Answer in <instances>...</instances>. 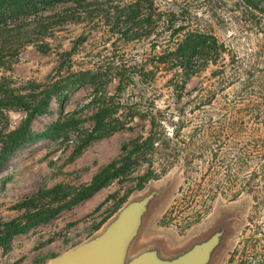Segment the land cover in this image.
<instances>
[{"label": "trees", "instance_id": "1", "mask_svg": "<svg viewBox=\"0 0 264 264\" xmlns=\"http://www.w3.org/2000/svg\"><path fill=\"white\" fill-rule=\"evenodd\" d=\"M54 4H69V18H83L91 26L75 48L62 55L64 61L71 60L93 32L105 29L124 46L149 42L153 65L181 74L179 100L189 80L201 77L209 67L214 71L195 88V102L176 109L178 115L155 105L142 114L149 131L124 143L119 158L101 168L90 184L77 190L66 185L39 189L20 202L16 210L38 220L24 225L0 220V248L49 214L53 217L91 199L117 177L132 178L142 191L182 165L185 186L165 218L183 221L188 230L201 223L218 201L248 196L252 211L230 264H264V0H0V61L18 53L30 37L57 28L60 16L45 15L41 9ZM202 16L232 27L230 40L221 41L201 29L197 22ZM54 93L53 88L44 89L33 106L26 96L0 84V107L13 100L27 113L17 130L0 132V169L22 147L48 138V133L34 134L31 128L38 116L48 112ZM103 98L97 91L89 103L96 107L91 119L98 136L119 112ZM188 113L195 116V125L184 120ZM132 172L137 175L132 177ZM54 204L59 207L52 209Z\"/></svg>", "mask_w": 264, "mask_h": 264}, {"label": "rangeland", "instance_id": "2", "mask_svg": "<svg viewBox=\"0 0 264 264\" xmlns=\"http://www.w3.org/2000/svg\"><path fill=\"white\" fill-rule=\"evenodd\" d=\"M68 7L69 4L41 6L45 15L60 16L57 28L44 36L30 37L18 53L7 54L0 61V84L16 95L26 96L30 105H35L44 89L55 91L48 112L38 116L31 128L34 134L48 133V138L22 147L0 169V220L5 222L16 220L24 225L38 220L27 218L16 206L39 189L66 185L77 190L90 184L101 168L119 158L124 143L149 131L142 114L155 105L178 115L176 109L194 103L195 88L214 71L209 67L201 77L189 80L179 100L177 81L181 74L166 71L163 66L156 68L149 42L124 46L105 29L93 32L88 42L74 51L71 60L64 61L62 55L72 51L91 27L83 18H69ZM197 23L219 40H230L232 27L223 26L221 21L202 16ZM41 46L47 50L42 52ZM97 91L105 103L119 107L102 136L95 133L91 119L96 107L89 105ZM12 101L0 107V132L6 134L17 130L27 117ZM184 120L195 125V116L190 113ZM135 175L136 172L132 177ZM184 186L182 165L159 181L150 182L142 191L137 190V181L132 178L117 177L91 199L53 217L51 213L28 232L14 237L8 246L0 248V264H48L103 234L125 207L152 193L155 197L129 247L126 264L147 252H155L163 261L176 260L218 232L222 233L220 242L208 264H230L231 254L248 224L251 198L220 200L201 223L186 230L183 221L165 218Z\"/></svg>", "mask_w": 264, "mask_h": 264}, {"label": "water", "instance_id": "3", "mask_svg": "<svg viewBox=\"0 0 264 264\" xmlns=\"http://www.w3.org/2000/svg\"><path fill=\"white\" fill-rule=\"evenodd\" d=\"M154 197L155 193H152L140 201L130 203L103 234L52 259L48 264H126L129 247ZM221 235V232L214 234L206 242L196 245L173 261H163L155 252H147L129 264H208Z\"/></svg>", "mask_w": 264, "mask_h": 264}]
</instances>
